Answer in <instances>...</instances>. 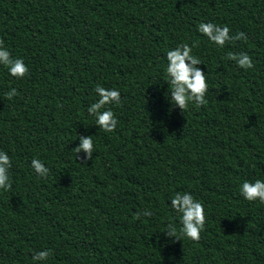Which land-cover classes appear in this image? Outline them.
Instances as JSON below:
<instances>
[{"label": "trees", "instance_id": "obj_1", "mask_svg": "<svg viewBox=\"0 0 264 264\" xmlns=\"http://www.w3.org/2000/svg\"><path fill=\"white\" fill-rule=\"evenodd\" d=\"M227 26L223 47L197 31ZM0 43L27 66H0V264H264V204L238 186L264 179V0H0ZM192 48L203 106L167 102L166 53ZM246 53L252 68L230 54ZM117 89L106 133L87 112L97 85ZM15 88L11 100L4 92ZM93 136L92 159L73 150ZM49 169L38 178L31 160ZM176 192L204 205L198 240L179 231ZM151 216H145V211Z\"/></svg>", "mask_w": 264, "mask_h": 264}, {"label": "clouds", "instance_id": "obj_2", "mask_svg": "<svg viewBox=\"0 0 264 264\" xmlns=\"http://www.w3.org/2000/svg\"><path fill=\"white\" fill-rule=\"evenodd\" d=\"M197 31L218 47H223L226 41L239 40L243 38V33L230 36V29L227 26L221 28L214 23L201 22L197 26ZM229 59L234 60L238 67L245 70L252 68V60L246 53L230 54ZM166 80L167 102L170 108L178 107L180 110L187 109L189 105L203 106L207 103L206 93L208 84L206 76L197 65L202 61L192 54V48L187 43H181L174 49L166 53ZM0 66L7 69L8 74L16 79L25 77L28 69L24 61L20 58H13L9 50L0 43ZM97 99L91 103L87 112L94 118L98 129L106 133H111L117 128L118 120L114 112L108 105H118L121 95L117 89H106L99 84L94 89ZM17 95V90L11 88L4 92V97L8 100ZM93 136L79 137L78 146L73 149L77 153H85V160L92 159L94 151ZM12 161L7 152L0 150V191L7 192L11 189L12 181L10 169ZM31 169L38 178L48 175L49 169L40 159L31 160ZM240 196L252 203L264 204V179L254 181L244 180L238 186ZM170 208L179 214V231L173 225H168L162 232L166 240L182 236L190 240H198L200 233L204 229L205 211L201 201L195 199L189 192H176L170 199ZM145 216H151V211H145ZM50 252L43 250L31 256L32 264H45Z\"/></svg>", "mask_w": 264, "mask_h": 264}]
</instances>
